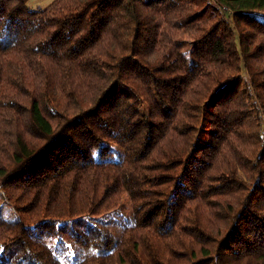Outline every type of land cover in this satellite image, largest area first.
<instances>
[{
	"label": "trees",
	"instance_id": "1",
	"mask_svg": "<svg viewBox=\"0 0 264 264\" xmlns=\"http://www.w3.org/2000/svg\"><path fill=\"white\" fill-rule=\"evenodd\" d=\"M1 196L0 264H264V0H0Z\"/></svg>",
	"mask_w": 264,
	"mask_h": 264
},
{
	"label": "rangeland",
	"instance_id": "2",
	"mask_svg": "<svg viewBox=\"0 0 264 264\" xmlns=\"http://www.w3.org/2000/svg\"><path fill=\"white\" fill-rule=\"evenodd\" d=\"M35 1H39V3L37 5L44 7L48 3H50L52 0H29V3L32 4ZM37 5H35V6H37ZM186 38H189V37L186 36ZM153 87H154V90L156 93V98L159 99L160 103H163V100L161 99V95H162L161 93L162 92H161V89H160V87L156 81L153 82ZM144 108H142L141 109L142 111L140 112V114H142V115H143V113H146V109H144ZM118 149H119V147L117 144L112 143V142H108L106 140L97 141L93 147V151L95 154L101 155V156H106V157L113 155L116 150L118 151ZM121 207H122L121 209H123L126 213H130L131 201H130L128 196H126L124 198L123 204ZM119 209L120 208H117V210H119ZM0 212H1V215L8 220H15L17 218V214L13 208V205L6 198H4L2 196L0 197ZM110 228H114V227L110 225ZM20 253H23V252H19L16 255H14L12 257V260L13 259L18 260L17 258L19 257ZM9 256H11V254H9V253L6 254V252H4L3 256L2 255L0 256V259L3 260ZM28 259L29 260H27V259H25V260H27V261H33V260L39 261V259L34 258V257H28ZM24 264H26V263H24Z\"/></svg>",
	"mask_w": 264,
	"mask_h": 264
},
{
	"label": "crops",
	"instance_id": "3",
	"mask_svg": "<svg viewBox=\"0 0 264 264\" xmlns=\"http://www.w3.org/2000/svg\"><path fill=\"white\" fill-rule=\"evenodd\" d=\"M38 3H39V1H35V2H33L32 4H30V5H34V6H35V5H37ZM48 4H49V3H48ZM48 4H47V5H48Z\"/></svg>",
	"mask_w": 264,
	"mask_h": 264
}]
</instances>
